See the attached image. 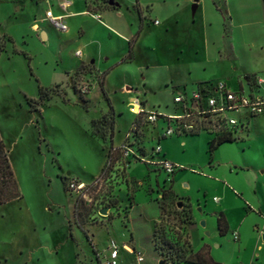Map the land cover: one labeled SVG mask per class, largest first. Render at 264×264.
<instances>
[{"label": "rangeland", "instance_id": "obj_1", "mask_svg": "<svg viewBox=\"0 0 264 264\" xmlns=\"http://www.w3.org/2000/svg\"><path fill=\"white\" fill-rule=\"evenodd\" d=\"M226 1L206 0L204 14L200 7L192 13L193 4L189 9L174 3L155 5L154 13L145 16V29L133 45L132 60L121 62L128 52V40L137 30L134 0H115V9L99 11L100 22L88 14L70 17L66 33H58L43 21L49 1L0 0V35L4 38L0 139L8 150L21 195L19 200L0 206V264H102L112 243L119 247L117 264H136L124 246L141 254L139 264H171L170 258L158 256L154 249V225L159 237L173 240L179 235L180 244L186 240L188 253L207 245L216 263L264 264L263 214H248L247 207L245 218H241L238 197L228 198L226 206L233 214L230 222L245 221L238 231L239 241L232 238L236 231L219 235L212 198L221 192L203 178L217 177L231 186L221 177L223 170L229 171L226 166L234 172L251 164V172L235 174L241 180L232 185L238 188L248 175L252 183L257 177L251 203L264 204V115L229 114L239 121L234 143L213 155L206 151L208 132L186 139L183 146L176 139L190 135L159 138L167 128L162 118L155 125L139 120L137 148H143L148 157L165 140L167 157L171 152L176 156L170 161L165 152L159 153L177 168L174 185L173 175L128 159L121 150H115L108 171L100 177L110 147L108 128H104V139L93 136L91 128V121L108 113L111 105L115 110L112 146L119 149L133 140H124L136 118L127 106L133 97H138L146 110L173 114L179 113L174 96L185 93L190 98L197 84L221 82L234 91L241 85L248 94L246 76L252 81L264 79V0ZM85 10L84 0H72L65 12ZM51 11L56 15L57 7L53 5ZM40 29L46 39H41ZM82 86L87 87L85 94L79 92ZM39 87L50 89L49 99L31 112L27 99L36 101ZM255 93L264 95V88ZM171 126L176 127L174 122ZM210 166L214 169L209 170ZM128 167L135 176H143L145 168L152 186L147 185V177L128 180ZM179 169L203 177H187L177 172ZM62 177H66L63 182ZM187 180L194 211L176 196L161 198V191L171 186L181 194L188 188ZM72 181L83 183V192L70 191L67 184ZM200 187L206 192L198 191ZM76 198L83 201L82 230L73 219ZM197 200L201 207L196 206ZM103 207L107 208L105 216L98 213ZM201 221L207 222L204 227L199 225ZM243 241L245 248L241 247Z\"/></svg>", "mask_w": 264, "mask_h": 264}, {"label": "built area", "instance_id": "obj_2", "mask_svg": "<svg viewBox=\"0 0 264 264\" xmlns=\"http://www.w3.org/2000/svg\"><path fill=\"white\" fill-rule=\"evenodd\" d=\"M49 1V8L44 13L43 21L57 31L58 33H66L68 31L66 19L70 16L65 12L72 4V0H44ZM110 0H88V7L84 14L91 15L93 18L100 22L99 11L101 9H110L114 6L108 4ZM114 1L115 0H111ZM55 5L59 10V14L54 15L51 11V7ZM85 6V5H84ZM154 24H157L154 21ZM35 30L38 32L39 28L35 26ZM77 56H80L79 52H76ZM250 86L248 94L244 93L243 87L240 85L238 91L230 89L225 83L210 82L208 85H201L194 90L187 98L185 93L182 95L174 96V103L177 105L173 114H160L153 110H146L145 105L138 97H133L128 103L129 111L136 116L135 121L131 124L128 134H126L124 140L133 139L128 145L122 143L118 150H121L123 156L128 159H135L139 162H144L148 168H152L165 172L167 175H173L176 167L168 162L164 157H159L160 147L153 148L147 157L145 152L139 153L132 144L137 137V133L140 132L139 120L146 124L155 125L159 118H162L167 123V128L159 138L170 137L173 134H189L200 133L201 131H229L235 133L238 119L230 116L229 114H238L244 112L247 116H260L264 115V95L255 93L260 87L264 88V79L255 78L253 81L251 78H245ZM81 94L87 92V87L82 86L79 89ZM246 119V117H245ZM176 125L175 128L171 126V123ZM124 142V141H123ZM131 149V150H130ZM156 155L157 157H154ZM157 158V160L155 159ZM70 191L83 192L85 185L83 183H74L73 181L67 184ZM215 200V199H213ZM234 241H238V234L232 233ZM111 250L108 254V259L102 264H117L119 257V247L115 244H111ZM122 249L133 255L136 264L143 261L139 252H135L127 247Z\"/></svg>", "mask_w": 264, "mask_h": 264}, {"label": "trees", "instance_id": "obj_3", "mask_svg": "<svg viewBox=\"0 0 264 264\" xmlns=\"http://www.w3.org/2000/svg\"><path fill=\"white\" fill-rule=\"evenodd\" d=\"M84 5L88 7V0H84ZM137 15H138V27L134 35L128 40V52L127 54L121 58V62H129L133 58L132 48L137 40L144 23V17L141 14L138 6L134 7ZM115 9V8H110ZM4 51V38L0 35V54ZM212 83V82H211ZM210 82L200 83L196 85V88L201 85H208ZM58 87V85H56ZM49 91L50 89H44L42 87L38 88V99L36 101H31L27 99V104L32 108L31 112L36 111L37 107L43 102V100L49 99ZM102 93L104 91L102 90ZM58 94V93H57ZM63 101L65 99L63 98ZM33 105V106H31ZM82 105V104H81ZM83 106V105H82ZM84 108V106H83ZM115 119H114V109L110 105L109 112L103 114L100 118L91 121V128L93 136H98L102 139L105 137L104 128H108L107 137L110 140V147L107 151V164H105L101 170L100 177L108 171L112 155L115 150L112 146V138L114 131ZM211 136V140L208 144V152L211 153L217 146L222 143L232 142L235 139L232 136V132L229 131H206ZM199 133H189L185 135H198ZM137 152L142 153V150L137 148L138 143L136 139L132 145ZM66 179V177H62V182ZM174 195V193L170 189L161 191V198H167V195ZM21 198L18 185L13 176V172L8 159V150L6 149L3 141L0 139V206L5 205L11 201L19 200ZM83 208V201L80 198H76L73 204V219L74 223L79 229L82 228L81 218L83 217L80 210ZM216 227L219 235H224L228 231L227 222L225 220L224 215L220 212L216 216ZM180 236L176 235L175 239L171 240L166 237H159V232L156 230V225H154V229L152 231V242L154 245V249L156 250L158 256L164 255L171 259V264H219L213 261L209 253V247L207 245H203L197 252L191 253L187 252L185 249V245L187 244L186 240H183L180 244Z\"/></svg>", "mask_w": 264, "mask_h": 264}, {"label": "crops", "instance_id": "obj_4", "mask_svg": "<svg viewBox=\"0 0 264 264\" xmlns=\"http://www.w3.org/2000/svg\"><path fill=\"white\" fill-rule=\"evenodd\" d=\"M217 1H219L220 3H224L225 2V0H217ZM228 1V0H227ZM226 1V2H227ZM205 2H206V0H198L197 2H196V10H195V12L194 13H196V11L199 9V7L202 9V13L204 14V8H205ZM209 2V1H208ZM263 2V1H262ZM115 3H117V2H115ZM174 3V5H176V6H180V5H182V6H184L185 8H190V5L191 4H193V0H134V2H133V7H135V6H138V8L140 9V11H141V14H142V16L144 17V23L146 22V20H145V16L146 15H148L149 13L150 14H152V13H154V9H155V5H159V6H161V5H164V6H166V5H168V4H173ZM118 4V3H117ZM215 4V3H214ZM264 3H262V5H263ZM72 5V4H71ZM226 6L227 7H229L228 6V4H226ZM70 8V7H69ZM118 8V7H117ZM58 10V9H57ZM101 10H108V9H101ZM84 12L85 11H78V12H70V13H68V14H70V16L68 17V18H70V17H74V16H76V15H78V14H81V15H85L84 14ZM135 13H136V15H137V12L136 11H134ZM57 14H59V10H58V12H57ZM120 15H117L118 17H120L121 16V13H119ZM145 14V15H144ZM67 18V19H68ZM66 19V20H67ZM154 20L155 21H158L156 18H154ZM138 23H139V20H138V18H137V24H136V27H138ZM144 23H143V28H142V30H141V32H140V34L144 31V29H145V26H144ZM158 25H160L159 24V22H158ZM166 26V25H165ZM165 31H167V30H165ZM40 32L42 33H45V31L43 30V29H40ZM68 32V31H67ZM133 33V32H132ZM45 37L47 38V35H46V33H45ZM45 38V39H46ZM130 38V37H129ZM129 38H125V40H128ZM138 40V39H137ZM81 52V51H80ZM82 52H81V57H80V59L82 58ZM88 61V60H87ZM81 62H85V60H82ZM88 62H92V61H88ZM245 78H247V76L245 77ZM125 93H126V91H125ZM126 94H128V93H126ZM114 114H115V110H114ZM116 118V117H115ZM198 135H190V136H187V137H182V139H176L177 140V142L180 140V142H181V144L183 145V146H185V140L186 139H194L195 137H197ZM175 140V139H174ZM210 140H211V136H210V138L208 139V141H207V143H206V151L208 152V144H209V142H210ZM161 142H164V144H161L160 143V151H162V152H165V154H166V157H167V155H168V152H166V149H168V143H166V141L164 140H162ZM234 143V141H232V142H226V143H222V144H220L219 146H217L211 153H210V155H213V154H215L220 148H228L227 146H230L231 144H233ZM170 158L169 157H167L170 161H173V159L176 157V156H174L173 155V153L171 152L170 153ZM164 157V156H163ZM165 158V157H164ZM145 165V164H144ZM146 167H147V165H145ZM241 167V166H240ZM148 168V167H147ZM225 168V167H224ZM223 168V169H224ZM226 168H229V171H224L223 170V172H222V174H221V177L224 179V180H226L227 181V183L229 182V183H231V186H227L226 184H224L221 180H219V178H217V177H211V176H205V177H203L202 175H197V174H195V173H192V172H188V173H186V174H188V175H186L185 174V171H183V169H179L177 172H179L180 174H183V175H185V176H187V177H189V176H201V177H203V178H205L207 181H210V182H212L213 183V186L215 187V190H217V191H219L220 190V192H221V195H219L218 197H216V196H214L213 198H212V202L214 203V205H215V208L217 209V213H223V215H224V217H225V219H227V221H228V231L230 232V233H232L233 231H236V232H238L242 227V223L245 221V220H243L240 224H239V220H237V219H234L232 222H230V215H233L232 214V212L231 211H228V208H227V206H226V201L228 200V198H231V199H235V197H238V199H239V201H240V203L242 204V212H239L238 213V215L241 217V218H245V215H246V213H245V211H243V210H245V208H247L248 207V211H247V213L248 214H251V212H253V211H259L261 214H263L262 216L264 217V204L262 205V206H258L257 204L256 205H254L253 203H251V189L254 191V192H257V180H258V178L257 177H255V180H254V182L252 183L251 182V175H248V177H247V181H246V183H244V182H242L241 184H242V186H239L238 188H236L234 185H232V184H235V182L236 181H238L239 180V176L240 175H235V174H238L239 172H241V171H243V170H248V172H251V170L253 169L252 167H251V164H246V165H244V167L243 168H240L239 169V171H234L233 172V170L231 169V167L230 166H226ZM131 168L130 167H128L127 168V170H126V178L128 179V180H132V181H141V180H143L144 178H146L147 177V174H146V171H145V168H144V175L143 176H135L134 174H131V173H129V170H130ZM214 168H212V166H210V168H209V170H213ZM248 174H250V173H248ZM177 174L175 173V175L173 174V176H172V178H171V183L174 185V183L176 182V180H177ZM147 179V185L148 186H152V184H151V177L148 175V177L146 178ZM241 180V179H240ZM239 180V181H240ZM238 181V182H239ZM187 183H188V188H186L187 186L186 185H184V187L186 188V189H184L183 188V190H182V192H181V194H178V193H176V192H173V190H172V186L170 187V190L174 193V195L177 197V198H180V199H183V200H185L190 206H191V208H192V210L194 211L195 210V205L193 204V202H192V196H191V191H192V189H191V185L189 184V181L187 180L186 181ZM156 184H158V182H156ZM203 190V188L202 187H200V188H198V191H202ZM197 191V190H196ZM204 192H206L205 190H203V193ZM235 192H240V194L238 193V194H235ZM135 199H136V196L134 197V204H135ZM213 199H215V200H213ZM149 201H150V198H149ZM146 202H148V200H147V198H146ZM247 206H246V205ZM136 205V204H135ZM196 206H200V203H199V200H197V203H196ZM201 207V206H200ZM258 207V208H257ZM244 208V209H243ZM199 212H201V208H198L197 209ZM202 213V212H201ZM237 214V213H236ZM244 215V216H243ZM202 217H199V219L198 220H200ZM193 220H194V213H193ZM204 222V225L207 223H205V221H203ZM215 224H216V221H215ZM217 228V227H216ZM261 232H264V225H263V228H262V230H261ZM250 233H251V229H250ZM264 235V234H263ZM238 236H239V238H238V241L240 240V235H239V232H238ZM241 247H243V248H245V245H246V242H241ZM127 247V246H126ZM210 253H211V251H210Z\"/></svg>", "mask_w": 264, "mask_h": 264}, {"label": "water", "instance_id": "obj_5", "mask_svg": "<svg viewBox=\"0 0 264 264\" xmlns=\"http://www.w3.org/2000/svg\"><path fill=\"white\" fill-rule=\"evenodd\" d=\"M198 0H193V5L191 6V10H192V13L195 11V9H196V2H197ZM108 4L110 5V6H114V7H116L117 6V3H115L114 1H109L108 2ZM46 37H45V33H41V39H45ZM178 206H180L179 204H178ZM98 213L100 214V215H103V216H105L106 214H107V208L106 207H103V208H101V209H99L98 210ZM199 225L201 226V227H204V222L203 221H201L200 223H199ZM262 239H264V235H262ZM159 264H162L161 263V261L159 262Z\"/></svg>", "mask_w": 264, "mask_h": 264}]
</instances>
